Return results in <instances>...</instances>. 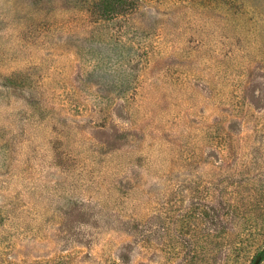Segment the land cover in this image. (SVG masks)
Returning a JSON list of instances; mask_svg holds the SVG:
<instances>
[{"label": "rangeland", "instance_id": "obj_1", "mask_svg": "<svg viewBox=\"0 0 264 264\" xmlns=\"http://www.w3.org/2000/svg\"><path fill=\"white\" fill-rule=\"evenodd\" d=\"M264 264V0H0V264Z\"/></svg>", "mask_w": 264, "mask_h": 264}, {"label": "water", "instance_id": "obj_2", "mask_svg": "<svg viewBox=\"0 0 264 264\" xmlns=\"http://www.w3.org/2000/svg\"><path fill=\"white\" fill-rule=\"evenodd\" d=\"M260 258H257L254 262V264H258Z\"/></svg>", "mask_w": 264, "mask_h": 264}]
</instances>
